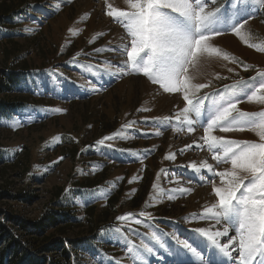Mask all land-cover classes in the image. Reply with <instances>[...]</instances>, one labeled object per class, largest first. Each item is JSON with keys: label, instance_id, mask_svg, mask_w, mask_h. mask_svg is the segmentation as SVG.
Returning <instances> with one entry per match:
<instances>
[{"label": "rangeland", "instance_id": "374dc122", "mask_svg": "<svg viewBox=\"0 0 264 264\" xmlns=\"http://www.w3.org/2000/svg\"><path fill=\"white\" fill-rule=\"evenodd\" d=\"M11 7L0 75L14 49L17 90L39 100L0 119V185L35 197L0 209L37 223L64 190L78 264L264 262V0H0Z\"/></svg>", "mask_w": 264, "mask_h": 264}, {"label": "trees", "instance_id": "16d2710c", "mask_svg": "<svg viewBox=\"0 0 264 264\" xmlns=\"http://www.w3.org/2000/svg\"><path fill=\"white\" fill-rule=\"evenodd\" d=\"M15 11L17 10L13 7L1 10L0 26L2 20L9 19ZM9 52L2 62L3 68L0 75V119L6 120L14 111L27 110L28 97L32 100H39L34 92L17 90L21 86L17 81L21 75L18 70L8 67L13 66L12 63L15 62H11L12 56L18 59V54L14 52V49ZM21 65L20 67L27 69V65ZM8 120L12 122L15 119ZM69 155L72 157L73 153ZM27 167V162L20 160L14 163L11 169L16 170L23 177L28 171ZM100 180L101 178H96L94 182L97 183ZM81 189V191H89L91 186L84 182ZM64 193L62 189L53 193L51 207L37 223L0 209V264H78L79 248L77 247L84 242L81 239L85 235H77L74 239L69 237V234L74 233L81 225L77 222L70 206L66 207L63 203L64 208L58 204V200L63 197ZM34 197L30 198L25 192L15 194L6 184L0 185V203L5 201L30 203ZM117 200L114 198L108 201L106 211L100 216H95L93 209L87 212L88 220H85L87 232L96 233L102 221H106L110 214L117 211Z\"/></svg>", "mask_w": 264, "mask_h": 264}, {"label": "bare ground", "instance_id": "6f19581e", "mask_svg": "<svg viewBox=\"0 0 264 264\" xmlns=\"http://www.w3.org/2000/svg\"><path fill=\"white\" fill-rule=\"evenodd\" d=\"M188 35V34H187ZM182 37H183V35H182ZM191 37V36H190ZM186 38H187V36H186ZM189 40H191L192 41V39H190L189 38ZM188 40V41H189ZM169 98V97H168ZM171 102V101H170ZM172 105V104H171ZM199 122V121H198ZM190 123H191V121H190ZM195 123V122H194ZM199 125V124H198ZM199 135H200V133H199V131H196L195 132V135H194V137H193V139H195V143L196 142H198V138H199ZM191 142V141H190ZM199 144V143H198ZM200 161H202L203 163H205L206 165H208V163H206L207 162V159H208V157H207V154L206 153H201L200 155H199V158H198ZM197 161V160H196ZM208 193H209V191L208 190H203V191H200V192H197V195H199L200 196V199H201V202H199L200 203V205H202V206H204V204H205V202H207L208 204H211V203H213V199L212 198H209V196H208ZM206 197H208V198H206ZM199 198V197H198ZM199 205V204H198ZM195 206V205H194ZM195 209V208H194ZM217 228V227H216ZM220 229V228H219ZM212 233H214L215 235H217V236H220V230H218V229H216V230H212L211 231ZM227 232V231H226ZM227 234V233H226ZM224 235V234H223ZM228 235V234H227ZM223 238V237H222ZM221 241V240H220ZM229 242V241H228ZM263 264L264 262H261V261H257L255 264Z\"/></svg>", "mask_w": 264, "mask_h": 264}]
</instances>
